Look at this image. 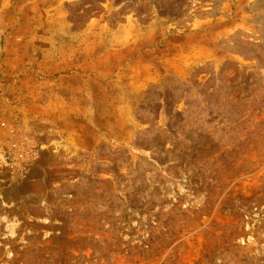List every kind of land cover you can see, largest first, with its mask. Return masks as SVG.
I'll return each instance as SVG.
<instances>
[{
  "label": "rangeland",
  "instance_id": "rangeland-1",
  "mask_svg": "<svg viewBox=\"0 0 264 264\" xmlns=\"http://www.w3.org/2000/svg\"><path fill=\"white\" fill-rule=\"evenodd\" d=\"M0 264H264V0H0Z\"/></svg>",
  "mask_w": 264,
  "mask_h": 264
}]
</instances>
